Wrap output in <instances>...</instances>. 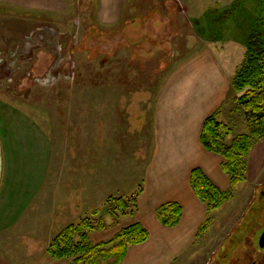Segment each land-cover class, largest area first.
Listing matches in <instances>:
<instances>
[{
  "label": "rangeland",
  "instance_id": "rangeland-1",
  "mask_svg": "<svg viewBox=\"0 0 264 264\" xmlns=\"http://www.w3.org/2000/svg\"><path fill=\"white\" fill-rule=\"evenodd\" d=\"M97 5L61 0L53 10L0 2V98L37 122L51 144L38 190L17 224L0 231V264L50 255L53 239L85 218L94 230L100 222L118 227L128 214L113 217L114 199L133 197L153 164L158 91L205 46L231 71L217 115L232 129L227 142L246 132L232 81L246 65L249 40L264 49V0H128L109 25L98 23ZM263 140L253 139L245 180L228 186L227 200L206 213L195 244L174 264H226L233 233L232 263L250 264L239 256V223L264 187ZM4 176L2 162L1 184Z\"/></svg>",
  "mask_w": 264,
  "mask_h": 264
},
{
  "label": "crops",
  "instance_id": "crops-1",
  "mask_svg": "<svg viewBox=\"0 0 264 264\" xmlns=\"http://www.w3.org/2000/svg\"><path fill=\"white\" fill-rule=\"evenodd\" d=\"M60 1L0 0L53 10ZM127 1L98 0L95 13L98 23H117ZM171 73L157 94L153 115L155 156L141 178L137 209L116 220L115 230L109 231L110 226L105 224L102 229L88 233L87 241L95 244L113 238L128 225L141 224L148 231V238L129 245L120 264H174L193 247L208 212L192 190V168H201L222 191L230 185L221 169L222 156L205 150L199 139L204 119L221 107L231 89L230 69L214 49L205 46ZM0 147L5 170L3 184L0 182V231H3L17 224L38 190L51 157V144L37 122L0 98ZM169 202L178 203L182 209L175 226L162 225L156 216V209ZM71 260L43 255L33 264H70Z\"/></svg>",
  "mask_w": 264,
  "mask_h": 264
},
{
  "label": "trees",
  "instance_id": "trees-1",
  "mask_svg": "<svg viewBox=\"0 0 264 264\" xmlns=\"http://www.w3.org/2000/svg\"><path fill=\"white\" fill-rule=\"evenodd\" d=\"M232 88L239 94L235 100L245 112L246 132L234 135L227 142L232 129L217 119V110L204 119L199 139L205 150L222 156L221 169L227 175L230 186L235 187L245 180L246 158L253 146V139L264 135V49L253 38L247 43L246 65L235 75ZM190 183L195 196L205 204L208 213L218 210L230 195L215 185L199 167L192 168ZM140 192L141 188L128 200L115 198V207L111 212L113 217L133 214ZM130 202L132 209H129ZM181 211L178 203L169 202L156 209V216L162 225L175 226ZM98 227L103 228L105 224L100 222ZM94 229L89 218L68 225L53 239L50 256L54 259L72 258L70 264H120L129 245L140 244L149 236L141 224L133 223L122 228L113 238L91 244L87 238Z\"/></svg>",
  "mask_w": 264,
  "mask_h": 264
},
{
  "label": "flooded vegetation",
  "instance_id": "flooded-vegetation-1",
  "mask_svg": "<svg viewBox=\"0 0 264 264\" xmlns=\"http://www.w3.org/2000/svg\"><path fill=\"white\" fill-rule=\"evenodd\" d=\"M256 201L246 204L241 212L238 239L241 244V253L239 256L242 259H248L250 264H264V246L260 245L261 236L264 233V187L259 190ZM232 236L229 234L226 241L225 248L228 249L227 251L231 250L227 253L226 264H233ZM257 253L260 257L256 255Z\"/></svg>",
  "mask_w": 264,
  "mask_h": 264
},
{
  "label": "water",
  "instance_id": "water-1",
  "mask_svg": "<svg viewBox=\"0 0 264 264\" xmlns=\"http://www.w3.org/2000/svg\"><path fill=\"white\" fill-rule=\"evenodd\" d=\"M1 173H2V154H1V147H0V179H1ZM260 245L264 246V233L261 236Z\"/></svg>",
  "mask_w": 264,
  "mask_h": 264
}]
</instances>
